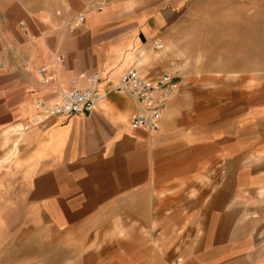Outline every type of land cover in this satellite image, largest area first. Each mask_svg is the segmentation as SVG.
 Wrapping results in <instances>:
<instances>
[{
    "label": "crops",
    "instance_id": "0c3cea01",
    "mask_svg": "<svg viewBox=\"0 0 264 264\" xmlns=\"http://www.w3.org/2000/svg\"><path fill=\"white\" fill-rule=\"evenodd\" d=\"M90 2L0 0V123L27 127L18 177L0 185L7 210L50 220L53 233L89 249L100 240L87 235L115 236L100 264H264L255 241L264 235V80L235 82L214 62L203 78V54L183 53L165 14L150 20L112 3L95 12ZM172 58L183 71L159 132L132 129L138 105L115 85L134 64L152 80L172 74ZM96 74L93 112L30 124L35 101L55 103Z\"/></svg>",
    "mask_w": 264,
    "mask_h": 264
},
{
    "label": "rangeland",
    "instance_id": "374dc122",
    "mask_svg": "<svg viewBox=\"0 0 264 264\" xmlns=\"http://www.w3.org/2000/svg\"><path fill=\"white\" fill-rule=\"evenodd\" d=\"M111 3L122 5L125 11L138 9L140 16L145 14L150 20L165 14L175 31L172 39L181 38L183 53L191 56L192 61V47L203 54V64L196 66L203 78L210 76L208 72L214 62L215 70L238 73L233 76L235 82L241 80L253 85L264 80V0H113ZM214 53L216 58L212 61L210 56ZM219 78L227 76L221 74ZM24 126L0 123V185L13 176L18 177L17 142L19 134L26 130ZM23 215V211L7 210L0 195V264L107 262L99 261L97 255L111 254L108 247L115 236L87 235V240L90 237L100 240L98 248L89 249V241L84 246L85 242H75L76 236L53 233L57 229L51 227L50 220L41 224L36 223L29 211L26 220L20 217ZM255 239L263 242L264 235H256ZM101 247L104 249L100 250Z\"/></svg>",
    "mask_w": 264,
    "mask_h": 264
},
{
    "label": "built area",
    "instance_id": "2783aa9c",
    "mask_svg": "<svg viewBox=\"0 0 264 264\" xmlns=\"http://www.w3.org/2000/svg\"><path fill=\"white\" fill-rule=\"evenodd\" d=\"M113 0H96L89 6L90 11L102 12ZM86 15L79 14L68 26L74 28L84 22ZM22 25L23 32L27 28ZM156 50L162 49V43L157 40L154 43ZM57 61H61L57 58ZM169 66L173 69L172 74H162L152 80L142 76L139 67L134 64L121 76L114 90L133 99L138 105V111L132 116L130 125L134 130L157 134L160 130V122L163 114L168 108L171 96L177 90V78L183 71V62L180 58L169 60ZM46 68L37 70L43 75ZM99 76L96 74L89 79V87L79 88L74 81L68 90L60 93L59 100L52 104H46L41 100L34 103L36 114L30 117L33 126L46 123L54 117H68L93 112L96 104L102 99L98 94ZM45 79L42 80V83ZM27 129V127H26Z\"/></svg>",
    "mask_w": 264,
    "mask_h": 264
}]
</instances>
